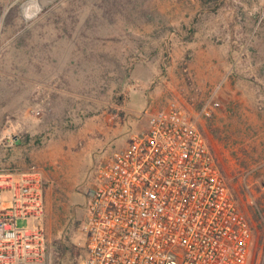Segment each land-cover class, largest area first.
<instances>
[{
  "label": "rangeland",
  "instance_id": "obj_1",
  "mask_svg": "<svg viewBox=\"0 0 264 264\" xmlns=\"http://www.w3.org/2000/svg\"><path fill=\"white\" fill-rule=\"evenodd\" d=\"M28 1L0 0V174L41 173L48 264H79L96 167L171 103L252 226L247 264H264V0Z\"/></svg>",
  "mask_w": 264,
  "mask_h": 264
},
{
  "label": "built area",
  "instance_id": "obj_2",
  "mask_svg": "<svg viewBox=\"0 0 264 264\" xmlns=\"http://www.w3.org/2000/svg\"><path fill=\"white\" fill-rule=\"evenodd\" d=\"M85 195L79 264L248 263L252 226L205 136L175 103L96 167ZM0 204V264H48L41 173L0 174ZM19 219L30 227L17 228Z\"/></svg>",
  "mask_w": 264,
  "mask_h": 264
},
{
  "label": "bare ground",
  "instance_id": "obj_3",
  "mask_svg": "<svg viewBox=\"0 0 264 264\" xmlns=\"http://www.w3.org/2000/svg\"><path fill=\"white\" fill-rule=\"evenodd\" d=\"M36 2H37V1H36ZM28 3H29V4H30V3H33V1H31V2H28ZM29 4H26V5L24 6V8H23V9H25V11L27 10V7H28V5H29ZM31 5H32V4H31ZM28 10H29V9H28ZM26 14H27V13H26ZM31 17H32V16H31ZM31 17H29V18H31Z\"/></svg>",
  "mask_w": 264,
  "mask_h": 264
},
{
  "label": "trees",
  "instance_id": "obj_4",
  "mask_svg": "<svg viewBox=\"0 0 264 264\" xmlns=\"http://www.w3.org/2000/svg\"><path fill=\"white\" fill-rule=\"evenodd\" d=\"M214 1H216V0H205V2H202V3H205L206 4L207 2H214Z\"/></svg>",
  "mask_w": 264,
  "mask_h": 264
},
{
  "label": "water",
  "instance_id": "obj_5",
  "mask_svg": "<svg viewBox=\"0 0 264 264\" xmlns=\"http://www.w3.org/2000/svg\"><path fill=\"white\" fill-rule=\"evenodd\" d=\"M31 1H32V0H30V1H28V2H31ZM36 1H38V0H36ZM28 2H27V3H28ZM41 7H42V6H41ZM41 7H40V8H41ZM38 11H39V10H38ZM31 18H32V17H31ZM29 19H30V18H27V19H25V20H29Z\"/></svg>",
  "mask_w": 264,
  "mask_h": 264
}]
</instances>
